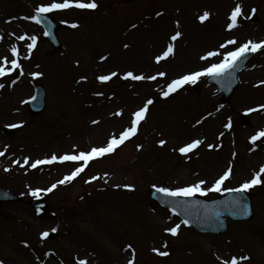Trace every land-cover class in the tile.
<instances>
[{
    "label": "rangeland",
    "instance_id": "rangeland-1",
    "mask_svg": "<svg viewBox=\"0 0 264 264\" xmlns=\"http://www.w3.org/2000/svg\"><path fill=\"white\" fill-rule=\"evenodd\" d=\"M95 2V9L71 7L48 13L63 23L58 31L63 47L56 51L43 29L28 18L46 0H0V50L6 53L0 56V64L7 69L16 59L20 65L0 76L4 85L0 88V152L4 153L0 156V186L23 198H44L49 208L38 216L31 207L0 203V264H41L44 253H51L55 264H78L74 251L92 255L103 264H112L122 253L125 260L121 264L130 259L133 264H225L232 257H237L238 264H264V173L262 183L247 191L253 217L242 222L228 220L224 234L198 233L145 195L152 187L179 188L199 180L206 182L201 187H207L230 168L221 191L204 198L222 195L223 189H235L264 165V137L250 139L264 129V109L259 107L264 105V48L255 51L239 73V85L226 104L220 103L205 78L195 82L200 86L198 95L191 82L167 97L161 95L173 79L218 63L224 52L234 50L246 38L264 40V0ZM237 3L242 13L229 29V16ZM205 11L210 15L200 21L198 17ZM215 20L216 27L212 25ZM160 26L169 27L168 33L154 34L152 30ZM136 27L138 30H131ZM3 28L25 38L14 43L2 36ZM177 31L180 39L172 40ZM33 36L35 46L29 51ZM231 39L237 43L220 48ZM168 40L173 50L164 57ZM13 45L22 47L20 55H12ZM209 51L220 54L201 59ZM157 56L162 58L157 61ZM36 61L35 67L29 66ZM25 67L42 75L32 76L22 87L20 71ZM112 72L116 76L108 81L97 79ZM127 72L156 78L134 80L125 76ZM160 72L165 75H158ZM36 84L45 89V109L32 116L26 101ZM149 99L153 103L136 133L112 153L93 159L72 180L57 183L82 161L57 159L30 166L53 155L77 154L105 145L131 126L132 114ZM242 112L246 124L240 123ZM196 139L201 143L192 151H178ZM159 140L165 143L161 145ZM209 153L216 158L211 166ZM14 160L21 167L11 166ZM52 184L57 186L51 192L32 195V190ZM124 184L132 187L124 188ZM133 199L143 203L140 214L134 210L129 214ZM168 220L181 223L175 235L158 234L154 237L158 242L146 238L145 229ZM53 228V240L41 236ZM239 228L248 229L255 238L240 239ZM157 243L168 255H151ZM243 256L249 259H240Z\"/></svg>",
    "mask_w": 264,
    "mask_h": 264
},
{
    "label": "snow or ice",
    "instance_id": "snow-or-ice-1",
    "mask_svg": "<svg viewBox=\"0 0 264 264\" xmlns=\"http://www.w3.org/2000/svg\"><path fill=\"white\" fill-rule=\"evenodd\" d=\"M71 7H75L78 9H95L97 7V4H96L95 0H87V2H85V0H51V2H49V3H42V4L38 5L35 8L36 15H32L28 18L39 23L40 22L39 14L50 13V12H53L54 10L69 9ZM252 11L254 12L255 9H253ZM241 13H242V6L240 3H237L235 5V7L232 8L230 16H229V20L231 21L227 25V27L229 29H232L236 25L237 18L241 15ZM159 15H160V13H157V16H159ZM209 15H210V13L205 11L202 15H200L198 17V19L200 21H204ZM71 26L73 28H75L77 25L75 23H73ZM45 35H47V33H45ZM180 35H181V33L179 31H177L171 37V39L176 40ZM24 38H25L24 36L19 37V39H21V40H23ZM35 41H36V37L33 36L32 37V43H29L27 45V48L29 49V51L35 46ZM236 43L237 42L235 39L227 40V41H225L224 44L220 45V48L223 49V48H225L226 45H234ZM125 47H127V45H125ZM261 48H264V40H261L259 42H254L252 40H248L245 43H242L238 47L234 48V50L224 52L223 53V59L220 60L218 63H211L209 66L204 67L198 71H193V72H190L188 74L181 75L176 79H173L167 85V90L163 91L161 93V95L167 97L169 95V93L175 92L177 89H179L185 83H189V82L195 83L197 81V79L201 76L219 77L220 75L226 73L229 69H232L236 65L237 61L241 57H243L246 53L255 52ZM172 50H173L172 45H168L167 49L163 52V56L164 57L168 56L172 52ZM11 52H12L13 56H16L18 54L17 53V47L15 45L12 46ZM218 54H220V53L217 51H209L208 53H206L205 56H202L201 59L206 60L209 57H212V56H215ZM161 58H162L161 56L156 57L157 61H159ZM101 59H103V57H101ZM10 63H11L12 67L7 68V69L3 66V64H0V76H4L6 72H11L13 69L20 67V65L16 59H12L10 61ZM30 75L33 77H39L42 75V73L32 72ZM158 75L163 76L165 74L163 72H160V73H158ZM113 76H116L115 72L110 73V75H101V76L97 77V79L100 81H108ZM125 76L131 77L134 80H140V79H145V78L149 79V80H154L156 78L155 76H148V77L137 76V75H133L132 72L125 73ZM81 79H84V77H81ZM13 83H15V81H13ZM261 83H264V81H262ZM3 86L4 85L0 84V88H2ZM32 99H35V97H32ZM152 103H153V101L151 99L147 100L142 107H140L137 111H135L132 114L133 118L131 120V126L128 128H125L123 131H121L119 133L118 137L117 136L110 137L105 145L100 146V147H92L88 151H80L77 154H64V155H60L59 157H57L56 155H53L50 158V160H48L47 162L50 163L52 161H56L57 159L61 162H63V161H83L81 166L76 167L70 174L66 175L63 179L57 181V183L58 184H64L66 181L72 180L74 177H76L79 173H81L84 170V167L88 164L89 161H91L97 157H102L106 154L112 153L119 145L123 144L127 139H129L131 136H133L136 133L137 125L139 124V122L141 120H143L145 118V113L148 110V106L151 105ZM259 107L264 109V105H260ZM253 110L254 109H248L247 111L251 112ZM117 114H119V113H117ZM93 123H95V121H93ZM197 123H199V121ZM9 127H16V125H9ZM225 127H229V125L226 124ZM261 137H264V129L257 131L255 135L250 137V139L252 141H255ZM158 143L163 145L165 143V141L159 140ZM200 143H201V141L199 139L192 140L190 143H187L184 146L180 147L178 149V151L182 154L187 153V152L191 151L192 149L196 148ZM139 147H140V145H137V148H139ZM208 147L211 148V147H213V145L209 144ZM3 154H4L3 152H0V156H2ZM28 162H29L28 158L25 157L24 163L28 164ZM44 162L45 161H42V160H36L30 166L35 168L38 164H41ZM13 163H16V161L14 160ZM5 170H7V169H5ZM261 173H264V165H262L260 167V170L258 172L253 174V176L250 180H246V181L242 182L238 188H235V189L225 188L223 190L229 191V192L247 191L249 188L262 183ZM229 176H230V168L228 170H225L223 172V174L220 175L214 181L211 188L201 187L202 185H205L206 182L204 180H199L196 183L187 185L185 187L171 188V189L167 188V187H161L158 190L160 192H163V193L170 195V196H180V195L191 196L197 192H199L201 195H203L208 191L219 192V191H221V185L224 183V181L226 179L229 178ZM91 179H96V177L93 176ZM56 186H57L56 184H52L49 188H46V189L32 190V195L36 196L39 193H41L42 191L43 192H51ZM117 187H119V185H117ZM122 187L131 188L132 185L124 184V185H122ZM243 214H247V206L246 205L243 206ZM188 223H189L188 220L184 221V224H188ZM179 227H180V225L177 224L173 227L165 228V231L175 235L177 233V230ZM52 231L55 232L56 229L53 228ZM41 236L47 237L48 232L47 231L42 232ZM129 247H131V245H129ZM153 251L155 252V251H157V249L154 248ZM159 254L162 256L168 255L167 252H160ZM240 259L247 260V259H249V257L243 256V257H240ZM80 264H85V261H80ZM127 264H133V261L130 259L127 261ZM225 264H238L237 257H232L231 261H225Z\"/></svg>",
    "mask_w": 264,
    "mask_h": 264
},
{
    "label": "water",
    "instance_id": "water-1",
    "mask_svg": "<svg viewBox=\"0 0 264 264\" xmlns=\"http://www.w3.org/2000/svg\"><path fill=\"white\" fill-rule=\"evenodd\" d=\"M40 18L48 29V35L51 39V42L54 45L58 46L56 37H54L55 36V29H56V27H58V24L57 23L54 24L51 21H48L42 15L40 16ZM247 57H248V55L239 59L237 61L236 65L232 69H229L226 73L220 75L219 77L214 76L212 78L213 79L212 82L216 83L220 87V90H223L224 93L229 94L230 91L233 89L234 85L237 84L236 72L241 68V66L244 63V59ZM37 96L39 99V106H38V108H36V106H34L35 108H31L33 112H38L42 108V101H41L42 92L40 89L37 92ZM149 194L153 197H156L162 203L167 204L172 209L177 210V211L179 210V207H178L177 203H175V201L181 202V203H186V200H184V199H173V200H171L169 198L163 197L161 194L157 195V194L152 193V192H150ZM0 199L18 200V198L14 197L10 194H7L3 191L2 192L0 191ZM229 199H230L229 197L226 198V200H229ZM239 199L242 203V207L239 209H236L234 207V205L228 204V203H231L229 201L228 203L221 204L217 209L209 211L208 215L213 219V222H214V225L210 226L209 228H205V224L195 214L189 213V215H188L186 212H181V214L184 215L186 220H188L193 226H195L196 228H198L200 230H206V229L221 230L223 222L220 220V216H222L223 214L228 215L233 219H245V218H248L250 216L251 212H250L249 200L243 194H239ZM244 205L247 206V214H243V206Z\"/></svg>",
    "mask_w": 264,
    "mask_h": 264
},
{
    "label": "bare ground",
    "instance_id": "bare-ground-1",
    "mask_svg": "<svg viewBox=\"0 0 264 264\" xmlns=\"http://www.w3.org/2000/svg\"><path fill=\"white\" fill-rule=\"evenodd\" d=\"M46 1H47V3L51 2V0H46ZM215 18H217V17H215ZM216 20H215V23H213L214 27H216ZM217 26H219V25L217 24ZM166 29H167L166 26H160V27L155 28L154 31L160 33V32H164ZM131 30H138V28L136 27V28L131 29ZM2 34H3L2 36H5L6 38L11 39L14 43H19L21 41V39H19V36L15 32H12V33L9 32L8 33V31L5 28H3V33ZM21 46H22V44H21ZM21 46L18 45V47H17V52L19 53V55H20V52H22V47ZM5 54L6 53L3 52V50H0V56H4ZM38 60H40V58ZM36 64H37V61L36 62H31L29 64V66L30 67H35ZM30 74H31V70L27 69L26 67L20 71V76L23 77V79H22L23 81L21 82V86L22 87H24L26 85V82L30 81L29 79L32 78V76ZM204 77H206V76H204ZM207 92H209V90H207ZM215 118L218 119L219 117L217 116ZM212 121L214 122V119ZM212 121L210 120V122H212ZM10 165L14 166V167H16L18 165V166L21 167V164H20V162L18 163V161H16V163H13V161H12L10 163ZM133 210L136 211L137 214L138 213L140 214V212H142V210H143V203H141V202L139 203L137 200L133 199L132 202H131V205H129V214ZM169 220L165 221V222H162L158 226H154V227H152V228H150L148 230L143 227L145 229V233L147 235L146 238L150 239V240H153L154 242H158V239L154 238V237L158 236V234L166 232L165 228L173 227V226H175L177 224L180 225L177 222L169 221ZM127 221H129V220H127ZM239 229H240L239 230V236H240L239 238H251L252 237V234L250 233V231H248V229H246V228H239ZM148 232L150 233L149 236H148ZM153 246H154L155 249H157V251H155V252L152 251L151 255L153 257H162V255L159 254L161 252V244L157 243V244H155ZM211 249L213 250L214 247H212ZM74 255L76 256V258L78 260L81 259L82 261H85V264H103L102 262H99L100 260L98 258H96V257H94L92 255H86V253H84V252L74 251ZM80 255L83 256V257H80ZM119 256L120 257H116L115 259L112 260V264H121L120 261L121 260H125V254L124 253L119 254ZM41 264H55L54 260H53V255L51 253H44L43 256H42Z\"/></svg>",
    "mask_w": 264,
    "mask_h": 264
}]
</instances>
